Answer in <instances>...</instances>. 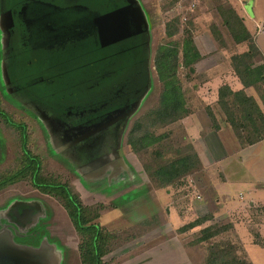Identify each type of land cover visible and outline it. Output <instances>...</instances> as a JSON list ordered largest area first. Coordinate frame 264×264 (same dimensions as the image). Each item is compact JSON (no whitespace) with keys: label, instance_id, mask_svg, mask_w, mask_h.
<instances>
[{"label":"rangeland","instance_id":"1","mask_svg":"<svg viewBox=\"0 0 264 264\" xmlns=\"http://www.w3.org/2000/svg\"><path fill=\"white\" fill-rule=\"evenodd\" d=\"M133 1L140 6L149 32L150 86L127 115L126 121L116 116L97 133H86L71 143L63 128L49 122L43 114L45 127H41L31 112V117L27 118L29 126L25 128L28 152L24 156L18 131L22 127L4 113L2 117L10 127L0 120V182L12 180L27 162L29 154L37 157L42 180L64 183L84 205L104 209L96 221L103 230L115 231L114 238L106 245L110 251L102 256L106 264H119L123 260L128 264H137L136 260H141L138 264H143L144 260L157 257L155 254L145 258L155 249L168 252V260H176L177 264H204L208 246L227 240L235 242L238 253L244 254L246 261L264 264V207H251L242 198L239 188L227 184L218 160L224 157V172L233 177L239 168L246 175L248 162L254 159H248L241 153L245 161L236 160L233 158L236 151L230 145L224 149L220 147L219 153L215 151L218 149L215 133L209 132V128L212 126L214 131L216 128L207 114L209 106L205 109L208 129L204 128L200 133V139L206 135L209 150L203 141L198 145L204 166L180 180L185 185L173 192L175 199L171 198L170 192L168 198L159 196V200L147 199L140 205L138 192L133 189L140 178L139 173L146 177L144 173L153 172L157 163L189 152L187 144L191 140L187 135L183 137L184 131L177 122L164 125L151 113L158 107L163 87L155 65L160 47L167 44L170 48H177L181 60L183 41L189 37L201 53L195 68L180 65L177 71L182 88L188 89L189 107L197 105L198 89L217 93L215 88L222 83L237 89L241 84L234 70L236 61L233 57L246 51L249 42L237 43L234 40L224 16H236L244 23L260 53V56L258 53L253 56L251 64H260L264 61V0H202L193 12L185 15L178 9L176 0ZM1 13L0 24L3 25L4 15ZM197 68L200 72H196ZM191 87H194V92ZM246 90L256 102H262L264 112V86H249ZM82 97L75 99L85 101ZM194 110L196 113L197 108ZM14 112L18 116L24 114L21 109ZM211 112L216 120L225 122L217 103L213 104ZM147 132L153 136L162 134L163 137L135 153L128 144L129 138L137 141L140 134ZM263 145L259 150L261 154H264ZM145 165L149 166V171ZM117 177L122 178L120 184L111 186L110 182ZM30 178L31 173L28 172L25 177L0 189V226H5L0 235L5 233L15 239L16 242H12L16 247L25 245L40 250L47 264H81L78 251L81 237L76 233L62 200L40 192L31 185ZM151 183L156 187L155 182ZM115 194L119 195L115 198ZM197 194L201 196L199 199ZM230 199L237 203L229 202ZM227 208L233 220L224 213ZM207 215H211L210 220L185 232L178 230L197 217ZM226 223H231L233 229L195 243L202 228L211 224L220 227ZM183 248L189 251V262L176 258L178 250Z\"/></svg>","mask_w":264,"mask_h":264},{"label":"flooded vegetation","instance_id":"2","mask_svg":"<svg viewBox=\"0 0 264 264\" xmlns=\"http://www.w3.org/2000/svg\"><path fill=\"white\" fill-rule=\"evenodd\" d=\"M126 4L127 0H0L4 15L0 120L10 127L2 117L7 113L22 127L20 140L22 131L26 136L32 113L41 127H45L43 114L63 128L71 143L86 133H97L116 116L126 121L150 86L148 68L147 79L142 77L140 57L130 62L136 72L128 67L127 45H140L145 37L149 53V32L145 21L140 26L131 23V30L139 32L101 46L94 22L97 16ZM80 95L85 101L75 99ZM15 109H21L23 116ZM12 241L9 235H0V247L3 244L16 253L8 256V251H0V264H47L40 250L16 247Z\"/></svg>","mask_w":264,"mask_h":264},{"label":"trees","instance_id":"3","mask_svg":"<svg viewBox=\"0 0 264 264\" xmlns=\"http://www.w3.org/2000/svg\"><path fill=\"white\" fill-rule=\"evenodd\" d=\"M224 21L228 25L237 43L246 40L249 42L246 51L241 53V55H237V57H233V60L236 61L234 70L243 87L253 86L257 88L259 85L264 86V61L257 65L251 64L254 58L253 56L256 53L260 56V53L256 45L251 41V36L246 26L236 16H234V18L233 16H224ZM214 32L216 36H219L216 31ZM139 42H141L140 45H127L128 67L131 72H136L137 68L133 66V63L130 64V62H133L137 56L140 57L142 61L141 68L143 69L142 77L147 79L148 49L146 38L143 37ZM200 58L201 53L189 37L185 38L183 41L181 47V60L179 59L177 48H170L167 44L160 47L155 65L158 78L163 87L158 107L152 110L151 113L156 116L162 124L166 125L168 123L178 122L179 119L189 113V109L186 105L187 99L182 90V82L178 77L177 71L180 65L191 68ZM146 82L147 80H145L144 84ZM261 95L260 97H262ZM217 104L224 115L225 121L234 132L240 146L244 147L264 140V112L254 98L247 95L243 88L232 90L226 84L221 85L218 89ZM207 109V114L214 127L217 129L219 125L211 109ZM21 134V149L26 155V152H28L25 147L26 136L23 131ZM162 137V134L153 136L148 134V132L146 134L142 133L137 137V141L133 138H129L128 144H130L135 153H140V151L153 145ZM183 137H185V135ZM187 145H189L188 153L180 155L175 159L157 163L153 172H150L148 169L149 166L145 165L146 170L149 171L148 177H150V181L156 183V187H165L169 185L180 189V187L182 188L185 185L180 180L202 169V162L193 145L191 143ZM39 171L40 161L37 157L29 154L27 162L18 170L16 176H14L12 180L0 182V189L21 177H25L26 174L30 172V183L33 187L44 194L55 195L62 200V205L71 218L76 233L81 237V242L78 245L81 264H106L102 256L110 251V248L106 245L114 238L115 231L103 230L96 221L100 217L102 208L98 207L97 209L92 205H84L81 203L79 196L72 192L66 184L42 180L39 177ZM14 174L15 173L12 175ZM4 177L7 176L4 175ZM210 219L211 215L197 217L193 221L179 227L178 230L180 232L187 231ZM230 229H233L231 223H226L220 227L212 224L208 225L200 230L201 235L196 239L195 243L207 241L217 235V233ZM3 230H5V226L1 225L0 231L2 232ZM222 242L223 243L215 242L208 246L204 264H252V262L246 261L244 254L238 253V246L236 247L235 242L230 240Z\"/></svg>","mask_w":264,"mask_h":264},{"label":"crops","instance_id":"4","mask_svg":"<svg viewBox=\"0 0 264 264\" xmlns=\"http://www.w3.org/2000/svg\"><path fill=\"white\" fill-rule=\"evenodd\" d=\"M245 5H247V3ZM245 5H244V9H245ZM196 66H197V63L193 64L194 68ZM197 69L198 70H196V72H200L199 68H197ZM233 78H235V77H233ZM215 80L218 81L219 78L216 77ZM226 84H228V83H226ZM240 84H241L240 87H237V89L233 88L229 84L228 85L232 90H239V89L243 88L244 91L247 93V90H246L247 87L244 88L241 82H240ZM221 85H223V83L218 85L215 88V89H217V93L216 92H208V91L205 92V91H201L198 89L196 91V95L198 96V98H197L198 103H196L197 105H195L193 107H189L187 105L189 102L188 89H184V87L182 88V90L186 96V99H187L186 105H187V108L189 109V113L187 115L183 116L181 119H179L177 124L184 131V135H187L190 138V140H191L190 143L193 145L195 151L197 152V154H198V156L202 162V166H204V163H203V160H202L203 158L201 156L202 154L198 148V145L200 146L201 145L200 142L203 141V145L207 148V151L209 150L208 144H207L208 142L205 138L206 135H204L203 138L200 139L201 138L200 133H202L203 129L204 128L208 129V125H207L208 124L207 123L208 117L205 113L206 112L205 109L207 108V106H209V108L210 107L212 108L213 104L217 103L218 89ZM237 85H239V83H237ZM191 91H193V92L195 91L194 87H191ZM214 99H215V101L213 102ZM257 103H258L259 107L263 110L262 102L257 101ZM194 108H197L196 113H195L196 110H194ZM223 118H224V116H223ZM224 120H225V118H224ZM216 121H218L217 123H219L220 126L217 129H215V131L212 129V126H211L212 124L210 125L211 129L209 128V132L215 133L214 134V136L216 137L215 145L218 146V149H216L215 151L217 152V150H221V148L224 149V148H226V146L230 145L232 150L234 149L236 151L235 154H237V155L233 156V158H235L236 160L245 161L244 158L241 157V153H243L246 157H248V159H254V160H251L248 162L249 168L245 170V171H247L246 175H243L242 174L243 169L239 168L237 174L233 177L232 176L230 177L224 172V168H223L224 157L221 156L220 158H218L219 164H220L219 167H220L222 173L226 176L225 179L227 181V184L231 187L234 186L237 189L239 188L241 190L242 198L247 200L251 207H255V206L264 207V197H262V196H264V154H261V151H259L261 149L260 146L264 144V140H261V141L254 143V144L242 147V146H240V144H239L236 136L234 135V132L232 131L231 127L229 126V124L226 121L224 122V121H221L218 119ZM209 146H211V145H209ZM263 151H264V149H263ZM217 153H219V152H217ZM255 163H256V165H255ZM250 164L252 166H250ZM251 174H252V177H251ZM139 175H140V178L137 181V184H135V186L133 187V189H135L138 192V195H139L138 199H140V200H138V202L141 201L140 205H142L143 202H145L147 199L154 201V198H156L157 200H159L158 199L159 196H165V198H168L167 195L169 196L171 194L170 192H172V196H173L171 198L175 199L173 192L177 191V187L174 188V187L169 186V185L165 186V187H154L152 185L147 173H144V175L146 177H142V173H139ZM121 179L122 178H118V177L114 178V181L110 182L111 186L119 185ZM144 180H146V181H144ZM144 194H147V195H144ZM118 195L115 194V198ZM110 198L112 199L113 197H110ZM111 199H109V200H111ZM229 202H233V204L237 203V201H235V203H234V201L231 199ZM103 210L104 209L101 210L100 214H102ZM224 213L227 214V217L230 220H233L230 218L231 216H230V209L229 208H227ZM178 252H179V254H177V256H176L178 261L179 260L180 261L186 260L189 262V258L187 257L189 251L186 250V248L180 249V250H178ZM155 254H157L156 258L152 257V258H150L149 261L144 260L143 264H177L176 260H173V261L168 260V258H167L169 256L168 252L161 250V249L152 250L151 253L146 254L145 258L147 256H149V257L154 256ZM145 258H143V259H145ZM138 261H141V260H138ZM138 261L136 260L137 264H138ZM119 264H128V263H126L125 260H123V262L119 263Z\"/></svg>","mask_w":264,"mask_h":264},{"label":"water","instance_id":"5","mask_svg":"<svg viewBox=\"0 0 264 264\" xmlns=\"http://www.w3.org/2000/svg\"><path fill=\"white\" fill-rule=\"evenodd\" d=\"M94 22L97 26L100 44L106 46L139 32V29L132 31L130 25L133 23L140 26L144 22V17L140 6L133 0H127L126 5L97 16ZM1 245V253L8 251V256L16 254L3 244Z\"/></svg>","mask_w":264,"mask_h":264},{"label":"built area","instance_id":"6","mask_svg":"<svg viewBox=\"0 0 264 264\" xmlns=\"http://www.w3.org/2000/svg\"><path fill=\"white\" fill-rule=\"evenodd\" d=\"M202 0H176V5L178 9L184 12V15L187 13H191L197 8ZM201 196L199 194L196 195V198L199 199Z\"/></svg>","mask_w":264,"mask_h":264}]
</instances>
